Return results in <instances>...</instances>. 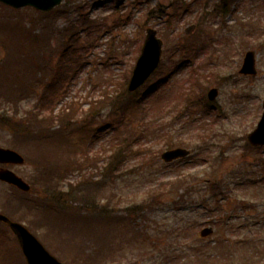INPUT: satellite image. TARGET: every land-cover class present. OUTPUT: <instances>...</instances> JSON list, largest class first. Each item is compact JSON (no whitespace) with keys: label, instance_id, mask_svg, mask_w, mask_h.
Returning <instances> with one entry per match:
<instances>
[{"label":"rangeland","instance_id":"obj_1","mask_svg":"<svg viewBox=\"0 0 264 264\" xmlns=\"http://www.w3.org/2000/svg\"><path fill=\"white\" fill-rule=\"evenodd\" d=\"M172 1L69 0V3H77L69 15L72 22L76 26L80 25V15L83 19L86 16L97 22L96 27L99 30H94V26L86 28V31L77 37L83 50L80 48L74 52L73 49H77L75 44L72 51H68V58L80 55L83 59L79 61L77 71L70 73L65 84L66 92H63L55 104V110L57 112L69 104L76 109L77 124L66 129L67 138L73 145H80L82 150L88 148L90 157L96 155L97 159L95 165L85 167L82 174L72 172L59 184L55 194L66 190L69 184L73 187L84 182L86 176L97 182L103 175L107 178L101 187L97 207L122 210L126 206L143 204V212L134 213V217L139 219V225H144L150 239H137L130 243L127 232L132 229L133 223L131 225L128 220L119 222L116 231L96 230L92 227L85 235V228L81 231L79 226L45 215L40 203L32 205L39 206L40 210L28 208L24 195L12 192L7 186L0 184V212L6 213L14 220H20V223L64 264L66 263L58 257L59 251L55 245L59 244L67 251L73 247L72 255L84 259V255L75 253V244L80 240L86 241L88 249L98 245L105 246L98 255L97 260H102L100 264H240L243 259L245 264H250L247 261L250 259L249 255L251 260L264 255V247L260 243L263 240L264 244V173L254 165V156L246 147V136L256 126L261 113L260 104L264 100V6L258 5L257 2L261 3L262 0H227L234 8L233 15L228 17L220 16L214 11L215 5L220 3L219 0H182L190 5V9L179 18H172V27L168 31L165 21L166 14L172 10ZM158 5L164 15L161 18L147 16L149 10ZM19 15L23 17L34 14L23 8ZM7 17H14V13L0 4V42H4L13 32L5 30L3 19ZM22 22L23 26H28L25 17ZM58 24L65 26L66 23L64 19H60ZM192 24L196 28L191 35L186 36L184 30ZM200 24L204 27L210 26L213 35L211 40L209 39L211 46L206 47L205 54L198 53L192 63L182 62V56L174 53L173 46L185 42L188 39L186 37L197 33ZM251 25L260 27L263 32L258 30L254 35H250L249 26L254 28ZM147 28L155 29L157 36L163 40L161 66L132 97L136 99L154 92V97L145 98L143 104L149 106L151 99L156 97L158 99H154L152 104L155 109L153 111H159L158 105L163 107L161 102L166 103V112L162 113L160 118H156L158 114L153 115L151 112L143 115L144 110L142 113L140 107L133 110L135 113L132 117L129 110H121V104H125L130 95L125 91L126 84ZM246 28V31L243 30ZM89 30L92 31L90 36ZM91 37L92 41H89ZM242 40H246L244 46L241 45ZM12 46L13 44H10L9 48L0 46V59L8 53L11 56ZM248 50L254 51L256 55L255 77H242L238 74L242 58ZM55 61L54 58L53 62ZM202 61L207 62L203 69L205 74L213 72L224 77L223 80L205 84L207 90L217 88L218 97L210 103L211 110L207 106L204 109L202 105L199 107L192 103L191 111L194 115L185 114L179 117L180 122H175V115L169 112L168 108L181 101V96L177 95V87L186 83L195 73L194 69H200L197 63ZM177 63L180 66H177L173 73L169 72ZM171 83L173 89L170 87V90ZM193 88L201 97V88ZM175 89L177 90L174 91ZM37 91L41 93L40 90ZM103 96L108 99L110 96L118 97L110 106L109 102H106L94 109L90 116L91 122H87L81 129L73 130L74 126L84 125L89 117L90 106L102 100ZM191 98L193 102L196 95L192 94ZM4 100L2 97L0 102ZM34 102L35 97L21 101L20 111L30 110ZM171 122L172 126L168 124ZM116 125H119V129H115ZM58 129L57 123L52 130ZM93 132H98L99 137L96 138ZM123 138L130 141L134 138L132 143L129 144L128 141L126 148L139 147L136 149L138 153L135 151L121 157L120 155L127 151L123 149L115 159L119 160L121 157L117 162L118 166L114 167L115 160L111 166L115 140L121 141ZM202 138L206 139L203 141ZM178 139L189 142L187 149L192 152L191 156L186 160L164 163L160 154ZM12 146L8 133L0 130V147L13 149ZM24 148L26 153L32 150V146ZM261 149L260 154L264 157V148ZM14 150L27 159L24 151L15 148ZM208 154L213 156V159L211 156H204ZM198 156L205 161L198 159ZM36 164L31 157V162L27 159L22 166H12V170L30 183L34 182ZM177 178L186 179V182L182 183V187L174 189L172 184ZM214 182H223L224 192L228 194L227 199L220 198L221 202L215 203L216 208L222 210L220 215L217 211L206 214L201 210L202 204L210 195L208 185ZM33 188L39 194L29 196L31 200L44 198L45 187L42 184L35 181ZM244 198L246 204H240L238 201ZM76 201L74 204L78 206L80 200ZM124 215V212L117 211L115 216ZM245 216L248 218L243 219ZM247 219L248 225H236L243 220L247 222ZM231 224L238 226V230L231 228ZM208 226L214 230L212 236L200 239V230ZM250 231L261 233L256 237L248 235L245 239L253 243L255 249L251 243H245L244 250L240 253L238 245L234 249L227 239L216 241L219 236H231L232 233L233 241ZM1 234L0 264H24L15 241L13 242L9 233L0 226ZM64 239H68L69 243L64 244ZM1 242L6 243V251L1 249ZM217 242L220 248L230 243L223 255L216 249H209L207 255L202 251L206 246L214 247ZM243 254H246L245 258H241Z\"/></svg>","mask_w":264,"mask_h":264},{"label":"trees","instance_id":"obj_2","mask_svg":"<svg viewBox=\"0 0 264 264\" xmlns=\"http://www.w3.org/2000/svg\"><path fill=\"white\" fill-rule=\"evenodd\" d=\"M69 7L71 5L68 3L64 4L63 7L50 14H40L31 10L35 16L27 18V27L22 25L23 17L19 16L17 11H14L17 13L15 21L9 22V27H11L9 32H13L10 36H7L4 42L0 43L1 47L5 48H9V45L13 44V51L10 52L11 56L7 52V56L0 59V99L5 98L2 103L0 102V128L5 130L12 139V148L26 153L24 147L32 146V150L27 151L26 157L29 162H31L32 157L37 163L40 172L35 175L36 181L43 184L47 189L46 197H40L34 201L25 200L26 206L32 208L33 204L40 203L42 209L47 212L50 210L51 213L56 214L54 218L69 220L73 223H83L86 228L93 223V220L95 223L99 222L102 217L105 215L106 217L110 216L113 212L112 210H104L103 212L101 208L96 206L101 181L93 182L91 177L88 176L85 177V184L80 183L73 187L70 185L67 192L63 191L55 194L59 184L65 180L69 173L73 171L82 172L86 166H94L97 159L96 155L90 157L83 151L79 152L77 145H73L71 140L64 135L63 129L74 124L75 115L77 114L76 109L69 105L55 112V104L61 97L64 80L71 70V67L64 61L65 53L73 47V44L77 43V32L86 24V19L81 22L79 27L70 22L68 14L74 11V7ZM60 19L66 21L67 25L65 27L57 25ZM66 38H68V41ZM55 57H58V60L53 63ZM48 77L50 79L49 83H47ZM40 86H43V90L41 94L37 95L35 90ZM32 97H35L33 107L30 110L20 111L21 101ZM117 97L107 99L105 96L102 101L94 103L90 107V111H93L107 100L114 101ZM121 108L125 109L124 104H121ZM153 110L155 109H151V113L154 115L156 111ZM57 123L59 129L52 130ZM128 141L130 144L134 141V138H132V141L125 138L121 141L115 140L111 166L123 149H127ZM173 146L184 147L188 146V143L179 139ZM134 152L133 148H129L120 156ZM119 160H115L114 167L118 166L117 162ZM183 182L185 183L186 179L177 178L172 184L173 188L182 187ZM86 184L89 185L88 188H81ZM209 191L213 197H216L218 193L219 195L222 193L219 187H211ZM24 196L29 197V195ZM76 199L80 200L78 206H74V202H77ZM141 208V205H133L126 207L125 212L129 217L132 212H137ZM84 212L86 215L83 214ZM123 219L118 218L119 221ZM107 220H109V217L105 221ZM146 233L145 230H139L138 228H133L127 232L131 241L140 237L148 238ZM72 248L69 252L57 246L59 258L67 264H97L95 260L98 254L97 251L86 253V248L82 246L76 249L80 251L75 253L85 254L88 258H91L88 262L86 259L81 260L74 257ZM101 248H103V245H100Z\"/></svg>","mask_w":264,"mask_h":264},{"label":"water","instance_id":"obj_3","mask_svg":"<svg viewBox=\"0 0 264 264\" xmlns=\"http://www.w3.org/2000/svg\"><path fill=\"white\" fill-rule=\"evenodd\" d=\"M0 2L16 9L30 6L38 11L48 12L59 6L62 0H0ZM160 53L161 41L156 39L154 31L147 30V36L141 50V55L136 62L132 76L128 82L127 89L129 92L135 91L140 87L154 71L159 62ZM240 73L255 74L253 53L249 52L246 54ZM216 95L217 91L213 89L208 93V98L214 100ZM248 140L252 145L264 144V112L256 130L248 136ZM188 154L189 152L187 150L174 149L163 153L161 158L165 162H171L179 158H184ZM0 163L22 165L24 159L13 150L0 148ZM0 180L24 192L30 190V187L26 183L8 169L0 168ZM0 222L5 223L16 236L27 264H60L55 258L48 254L42 245L22 225L11 222L2 214H0ZM211 232V229H204L201 231L200 235L206 237L210 235Z\"/></svg>","mask_w":264,"mask_h":264}]
</instances>
